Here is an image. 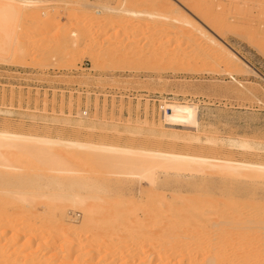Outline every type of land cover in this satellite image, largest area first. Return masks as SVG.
I'll return each instance as SVG.
<instances>
[{"label": "rangeland", "instance_id": "374dc122", "mask_svg": "<svg viewBox=\"0 0 264 264\" xmlns=\"http://www.w3.org/2000/svg\"><path fill=\"white\" fill-rule=\"evenodd\" d=\"M5 1L0 0V3ZM39 2L35 9L29 10L43 15L39 17L40 20L55 15L56 18L54 17L53 20L55 23L51 19L53 22L50 21L51 27L43 29L35 23L33 25L29 17L19 19L11 23L15 33L13 32L14 35L10 37L9 42L8 38L7 42L1 40L5 49H0V129L5 127L26 134L75 138L88 142L102 141L134 148H155L209 157L264 161V148L261 147L262 145L264 147V0H40ZM96 3L115 8L124 5L129 9L157 14L168 13L170 16L171 14L178 16L180 10L181 14L185 13L190 19H192L191 14L199 12L201 16L198 19L194 18L202 24L208 23L210 27L213 23L211 26L212 21L209 17L216 18L220 31L217 30L222 41L256 73L247 70L243 63L234 68L229 67V61L220 57L219 48L217 50V45L213 46L209 38L194 35L189 38L185 36L181 38V36L180 39L171 34L172 23L166 19L146 15H119L116 14L119 13L116 10L95 12L98 17L102 15L107 19L105 24H101L104 35L100 36L101 40H97L95 35L87 38L88 40H80L82 50L77 53L68 55L58 53L53 57L52 51L49 52L47 49L50 43L45 40L37 44L28 42L23 53L14 52L18 40H21L20 36L23 37L22 33L51 38L58 34L62 25H67L68 20L73 16L76 18L74 31L79 32L89 23V16L92 14H89L88 10L90 11L93 5H97ZM181 3L186 5L185 10L178 8ZM8 25L10 23H6L5 26ZM5 26L2 28L5 29ZM0 31V37H3L5 31L3 35H1L2 30ZM114 31L115 34L117 33L116 36ZM121 39L125 42L133 40L137 46L125 48L115 59L111 51L99 53V48L95 50L98 53L95 52L94 57L91 58L85 50L87 45L96 40L108 41L109 45L112 44L109 46L111 48ZM126 53H131L134 58L125 61ZM168 103L190 104L196 107L198 126L180 127L169 124L170 122L163 116V104ZM86 114L88 115L86 118L81 116ZM65 118H68L67 121ZM77 119L81 121L86 119V121L81 123ZM76 124H80V127ZM174 130L180 133L179 138L173 137ZM185 135L198 136L199 140L193 137L189 139ZM206 138L213 139V142L205 141ZM232 139L246 140L254 146L259 144L257 147L262 151L260 149V153L256 154L253 153L256 150L252 152V150L236 148L229 144ZM77 167L80 168L79 165ZM93 171L96 172L95 179L105 181L102 191L104 196L114 200L115 204L120 203L121 207L145 203L154 189L156 193L170 198L172 195H193L194 193L189 190L193 186L208 188V185L212 184L219 188L221 185L219 174L214 172H174L157 168L154 170L156 181L152 186L147 178L129 174L128 170L110 173L106 168H95ZM33 173L41 175L38 182L40 181L39 184L46 190L60 188L61 184L58 180L54 184L49 182V185H46V181H51L49 176L51 173L48 170ZM58 178L60 180V177ZM261 188L256 194L253 193L257 198L256 202L260 201V204L264 202V187ZM77 190L80 195L87 196L91 189L83 186ZM250 194L241 197L238 201L242 204L241 207L253 210L254 204L248 199ZM137 213L142 215L140 209ZM62 214L65 220L68 219L66 222L71 225L79 224L82 219V211L72 205H68ZM251 220L256 222L257 228L258 225L259 227L263 225L257 223L259 219L256 220V217ZM2 227L4 229V224L0 229ZM1 231L2 229L0 233ZM63 237L66 238V234ZM21 240L10 250V253L22 252V249L27 248L22 243L23 239ZM98 245L103 247L100 243ZM259 245L261 246L257 247L258 249L264 247V244ZM84 247L89 249V246ZM136 247L135 251L138 252L139 259L149 254L146 246L141 248L139 244ZM259 250L248 251L249 264H263L264 248L263 251ZM108 251L106 250L105 253ZM105 253L102 258L96 257L98 255L96 253L91 258H85L86 264L89 262H91L89 264H112L111 260L114 257ZM139 253L144 255L140 257ZM126 254L122 256L121 262L131 261L130 259L136 257L132 258V255L127 254L131 257L129 259ZM242 257L243 255L241 256L237 251L236 258H233L235 264H245ZM100 258L103 261L100 262ZM139 259L136 264L141 262L142 259L140 261ZM120 261L117 264H120Z\"/></svg>", "mask_w": 264, "mask_h": 264}, {"label": "bare ground", "instance_id": "6f19581e", "mask_svg": "<svg viewBox=\"0 0 264 264\" xmlns=\"http://www.w3.org/2000/svg\"><path fill=\"white\" fill-rule=\"evenodd\" d=\"M39 1L6 0L0 3L1 35L5 31L4 36L0 37L2 38L0 42L1 40L7 42V38L9 42L10 37L14 35L12 29L14 26L11 23L19 19L29 17L33 25L35 23L43 29L51 27L56 18L55 15V18L47 17L48 19L40 20L43 15L29 10L40 3ZM122 6L115 8L93 5L90 11L88 10L89 14H92L89 16V23L77 33L74 31L76 25L74 16L68 20L67 25H62L58 34L51 38L22 33L23 37L20 36L21 40L16 41L14 52L23 53L28 42L37 44V42L47 41L50 43L47 49L49 52L52 51L53 57L58 53L66 55L77 53L82 50L80 40L94 35L99 40L100 36L104 35L102 23L107 19L102 15L98 17L96 13H101L103 10H116L119 12L116 14L119 15H146L166 19L172 23L171 34L179 38L181 36V38L183 36L189 38L194 35L209 38L213 46L217 45V50L219 48L220 57L229 61V67L234 68L243 63L247 70L255 72L230 49L228 44L222 41L216 18L209 17L213 28L208 26V23L202 24L195 19L201 16L199 12H190L193 13L190 19L185 13H180L182 11L178 8L181 10L187 8L182 3L175 8L179 10L178 16L139 11ZM4 23L5 25L10 23V25L6 27ZM174 23L177 25L173 26ZM2 26H5V29ZM97 40L87 45V48L85 47L91 58L97 52L95 50L99 48V53L111 51L115 59L125 48L137 46L133 40L125 42L121 39L114 47L109 48L112 44L109 45L108 41ZM2 42L0 49L4 48ZM133 56L131 53H126L124 60L131 61ZM163 108L164 119L172 126H198L196 107L190 104L168 103L163 104ZM81 116L88 117L87 114ZM65 119L67 121L68 118ZM144 123L146 124L145 121ZM172 134L173 137L180 136V133L175 130ZM185 136L184 140L186 137L191 139L194 135ZM193 138L199 140L198 136ZM212 140L206 138L205 141L210 143L213 142ZM229 144L243 150H252V152L256 150L253 152L256 154L260 153L261 149L257 147L259 144L254 146L249 141L241 139H232ZM261 147L264 148L263 145ZM78 165L80 168L77 167ZM95 168H106L110 173L128 170L129 174L147 178L152 186L156 181L154 170L157 168L174 172H214L219 174L221 185L219 188L212 184H209L208 188L193 186L189 188L193 195H172L170 198L156 193L154 189L145 203L137 204L139 205L137 208L142 212L140 216L137 213L139 210L136 208L137 205L121 207L120 203L115 204L114 200L104 196L102 191L105 181L95 179L96 172L93 171ZM43 170L51 173L49 175L51 181H46V185H49V182L54 184L58 180L61 184L60 188L48 191L41 187L40 181L38 182L41 175L33 172L38 173ZM83 186L91 189L89 195H80L77 189ZM261 187H264V161L209 157L173 150L120 146L102 141L88 142L75 138L33 135V133L26 134L4 127L0 129V226L4 224V229L2 227L0 233V264H86L85 258H91L95 253L98 254L96 257L102 258L106 250H109L106 252L108 255L114 257L111 260L113 263L110 262L112 264L123 260L122 256H125V253L132 255V258L136 256L134 259L138 261V252L135 249L139 244L141 248L146 246L149 250L147 256L139 253L140 257L144 255L142 257L145 259L140 258L142 260L139 264H235L233 258H236L237 251L241 256L243 255L242 261L249 264L248 251L259 250L260 248H257L261 246L259 244H264V202L262 204L260 201L256 202L257 198L253 195ZM247 194H250L248 199L254 204L253 210L241 207L242 204L238 201ZM68 205L82 211L79 224L71 225L68 221L66 222L68 219L63 218L62 213ZM253 217H256V220L259 219L257 223L263 225L260 227L258 225L257 228L256 222L251 220ZM65 234L66 238L63 237ZM21 239L27 246V250L24 248L25 251L22 249V252L10 253ZM99 243L103 247H100ZM85 245L89 246V249H85ZM127 254L126 256L130 259L131 257ZM101 258L100 262L103 261ZM134 259L120 261V264H127V262L136 264Z\"/></svg>", "mask_w": 264, "mask_h": 264}]
</instances>
